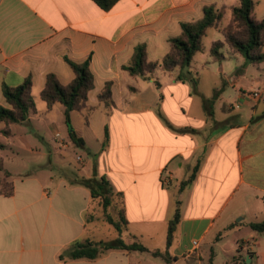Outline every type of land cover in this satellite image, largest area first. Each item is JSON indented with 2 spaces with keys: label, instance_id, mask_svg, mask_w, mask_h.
Returning a JSON list of instances; mask_svg holds the SVG:
<instances>
[{
  "label": "crops",
  "instance_id": "1",
  "mask_svg": "<svg viewBox=\"0 0 264 264\" xmlns=\"http://www.w3.org/2000/svg\"><path fill=\"white\" fill-rule=\"evenodd\" d=\"M254 1L255 18L261 20L264 0ZM239 2L119 0L106 11L93 0H0V106L8 105L4 83L15 87L31 76L37 108L28 121L10 125L12 136L2 133L6 125L0 122L5 140L0 149L14 153L20 126H31L36 132L26 130L20 145L45 156L46 143L52 160L50 143L35 127L52 118L58 105L48 109L40 98L47 75L68 85L75 74L65 57L74 62L90 58L95 79L88 94L91 111L71 113L89 158L77 156V166L68 173H49L46 182L40 175L44 165L12 172L0 155L14 186L11 196L0 192V264H142L136 257L140 252L122 250L95 260L60 259L72 243L97 233L86 223L90 191L72 183L75 177L94 176L107 178L122 193L127 234L142 243L166 240L180 201L181 219L169 249L173 261L160 258L163 264H207L210 259L214 264H264V234L250 228L264 220V61L245 64L212 28L217 33L190 66L198 85L161 68L149 79L124 69L137 46L146 45L148 62H161L171 49L170 38L181 34V23L200 20L207 6L230 10ZM218 41L225 44L221 61L211 54ZM106 83H112L110 107L99 100ZM47 125L61 135L55 123ZM73 147L75 152L78 146L69 135L59 146L70 165ZM196 165L194 181L180 192ZM4 175L0 172V181Z\"/></svg>",
  "mask_w": 264,
  "mask_h": 264
},
{
  "label": "trees",
  "instance_id": "2",
  "mask_svg": "<svg viewBox=\"0 0 264 264\" xmlns=\"http://www.w3.org/2000/svg\"><path fill=\"white\" fill-rule=\"evenodd\" d=\"M101 9L110 10L119 0H93ZM255 1L240 0L239 5L226 10L217 9L215 6H207L203 10V16L195 22L181 23V34L170 38V51L161 62H148L147 48L142 44L135 48L129 65L124 69L133 77L149 79L153 77L158 68L165 73L177 72L176 78L181 81H190L198 85L197 75L190 70V66L197 53L204 50V38L208 30L215 28L229 20L228 24L221 30L225 42L230 48L240 53L245 58V64H256L264 61V17L257 20L254 15ZM224 43L215 42L211 48L214 59L221 61L224 58L222 49ZM65 61L71 67L75 78L68 85H63L55 74L46 77L45 87L40 93V98L52 109L56 104L64 107L65 122L68 125L69 136L77 146H84V141L79 138L72 126V112H90L87 109L88 94L95 87L94 75L90 69V58L83 62H74L67 57ZM159 87L160 84L157 83ZM32 77H27L18 86L2 85V92L6 99L7 106H0V122L6 127L2 130L5 136H12L10 125L24 123L30 119L32 114L37 113L36 104L32 95ZM99 100L110 107L114 104L112 99V83H106L99 95ZM107 139V132H106ZM3 146L0 145V148ZM199 165H196L189 178L180 185V192L190 185L198 172ZM0 172H4V179L0 181V192L6 196L14 193V186L9 181L10 174L5 171L3 160H0ZM74 184L81 185L90 191L91 203L86 214V223L89 226L99 221V216L111 225L118 233V237L111 240H95L86 237L84 240L75 241L60 255V259H89L95 260L110 250H122L128 252H151L155 258H162L165 262L171 263L173 258L169 249L172 247L178 225L181 219V203L176 202V209L173 218L170 220L167 229L165 250L150 251L136 237L127 242L121 237L128 232V219L124 208L122 193L116 192L105 177L94 176L92 178L75 177ZM97 207L94 208V203ZM100 214V215H98ZM250 228L260 234H264V220L250 224ZM207 264H214L210 259Z\"/></svg>",
  "mask_w": 264,
  "mask_h": 264
},
{
  "label": "rangeland",
  "instance_id": "3",
  "mask_svg": "<svg viewBox=\"0 0 264 264\" xmlns=\"http://www.w3.org/2000/svg\"><path fill=\"white\" fill-rule=\"evenodd\" d=\"M262 2V0H261ZM261 2L259 5H261ZM258 10H259V6L256 8V13L258 14ZM261 16V15H259ZM229 20L227 19L226 21H223L219 27L217 28V30L219 32H221V30L223 29V27H225L228 24ZM217 33V31L215 29H210L208 35L205 37L204 39V44L208 45V42L210 41L212 34ZM256 68L255 66L252 68V70L254 71ZM34 97V96H33ZM35 101V100H34ZM39 103H42L43 101L41 99H38ZM63 106L58 104L53 112V116L52 118H49L47 121H43L41 120V122H36L35 127L37 126L39 129V134L42 135L43 137L46 138V141L48 143H50V147L53 150L54 155L52 156V160L48 159L47 153H48V147L47 144H44L45 147V156H43L41 153L38 154H31L30 152H28L26 149L22 148V146L20 145L21 143H23V138H24V132L27 131H32V132H36V130L33 128H31V126H20L22 133L17 134V137H15L14 141L17 143L16 148H15V152H11L9 149L3 150L0 149V155L3 156V158L5 159L4 162H6V168H8L9 170H11L12 172H26L27 170L29 171H33L37 168H39V165H44V172H42L41 178L46 180V182L48 181V174L49 173H54L55 175L60 174L64 171H67V173L70 171L69 169H73L75 166H77L76 162V157L80 156V158L83 159H87L89 158L88 153H86L80 146L77 147V149H75L76 151L74 152V147L71 148L70 151V162L72 163V165L69 164V161H63V158L60 156L61 155V150L59 148L61 141L65 140L68 135H69V127L65 122V118L63 116ZM51 120V121H50ZM51 122V123H55V127L58 129V131L60 132L61 135L56 136L55 132L47 130L48 125L47 123ZM22 125V124H20ZM27 129H25V128ZM26 131V132H27ZM28 133V132H27ZM30 139V135L28 136ZM28 138V139H29ZM32 138H35V136L33 135ZM29 139V140H30ZM1 142H5L4 138L0 136V143ZM94 142V141H93ZM20 145V146H18ZM64 145V143H63ZM62 148V147H61ZM73 150V151H72ZM65 164H68L67 166H65ZM79 198H82V195H79ZM94 208L97 207V202L94 203L93 205ZM100 215V214H98ZM99 221L94 222L93 224L90 225V228L94 231L97 232L94 237L95 240H111V239H115L116 237H118V233L113 229V227L111 225H109L108 223H106L104 221V218L100 215L99 216ZM97 230V231H96ZM245 234V231L243 232ZM121 237L123 239H125L127 242H131L132 239L131 237L125 232L121 235ZM231 239V237H230ZM165 239L162 241L161 243L158 244L157 241H145L146 243H143L146 247H148L149 250H160L163 251L165 250ZM225 242L227 243V240H225ZM232 243V242H231ZM138 257H141L142 260V264H163V261L160 258H154L151 254L147 253H136Z\"/></svg>",
  "mask_w": 264,
  "mask_h": 264
},
{
  "label": "built area",
  "instance_id": "4",
  "mask_svg": "<svg viewBox=\"0 0 264 264\" xmlns=\"http://www.w3.org/2000/svg\"><path fill=\"white\" fill-rule=\"evenodd\" d=\"M57 136H59V134H57ZM78 159H79V160H81V158H80V157H79ZM169 180H170L169 178H167V179H164V184H167V183L169 182ZM194 245H196V246H197V245H198V243H197V242H194Z\"/></svg>",
  "mask_w": 264,
  "mask_h": 264
}]
</instances>
